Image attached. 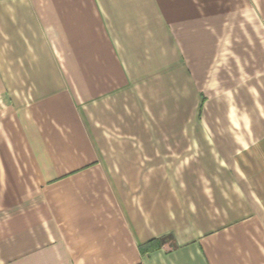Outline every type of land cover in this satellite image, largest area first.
<instances>
[{
	"label": "crops",
	"instance_id": "0c3cea01",
	"mask_svg": "<svg viewBox=\"0 0 264 264\" xmlns=\"http://www.w3.org/2000/svg\"><path fill=\"white\" fill-rule=\"evenodd\" d=\"M0 264H264V0H0Z\"/></svg>",
	"mask_w": 264,
	"mask_h": 264
},
{
	"label": "rangeland",
	"instance_id": "374dc122",
	"mask_svg": "<svg viewBox=\"0 0 264 264\" xmlns=\"http://www.w3.org/2000/svg\"><path fill=\"white\" fill-rule=\"evenodd\" d=\"M227 76H228V74H226L225 71H224L223 74H222V77L227 78ZM229 76H231V75H229ZM225 80H226V79H225Z\"/></svg>",
	"mask_w": 264,
	"mask_h": 264
}]
</instances>
